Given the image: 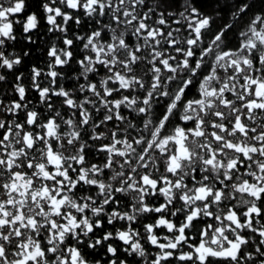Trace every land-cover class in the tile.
Listing matches in <instances>:
<instances>
[{"label": "snow or ice", "instance_id": "1", "mask_svg": "<svg viewBox=\"0 0 264 264\" xmlns=\"http://www.w3.org/2000/svg\"><path fill=\"white\" fill-rule=\"evenodd\" d=\"M0 264H264V0H0Z\"/></svg>", "mask_w": 264, "mask_h": 264}, {"label": "trees", "instance_id": "2", "mask_svg": "<svg viewBox=\"0 0 264 264\" xmlns=\"http://www.w3.org/2000/svg\"><path fill=\"white\" fill-rule=\"evenodd\" d=\"M28 3H32V0H28ZM33 10H34V6H33V8L26 9V11L28 13H30ZM42 35L44 37L45 42L48 43L49 45H50L51 42H53L55 40V35L54 34L42 33ZM36 39H37V45H40V47H41V51L35 52V55L34 56L30 54L29 57L25 58L26 63L29 66H31L35 62V60L37 58L41 57V56H44L46 58L47 48L44 47V45L41 44L40 37H37ZM25 43H26V41H25ZM9 51L19 52V49L18 48H16V49L9 48Z\"/></svg>", "mask_w": 264, "mask_h": 264}]
</instances>
